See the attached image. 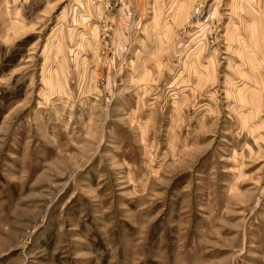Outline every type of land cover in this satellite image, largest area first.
<instances>
[{"label": "rangeland", "instance_id": "374dc122", "mask_svg": "<svg viewBox=\"0 0 264 264\" xmlns=\"http://www.w3.org/2000/svg\"><path fill=\"white\" fill-rule=\"evenodd\" d=\"M0 264H264V0H0Z\"/></svg>", "mask_w": 264, "mask_h": 264}, {"label": "built area", "instance_id": "2783aa9c", "mask_svg": "<svg viewBox=\"0 0 264 264\" xmlns=\"http://www.w3.org/2000/svg\"><path fill=\"white\" fill-rule=\"evenodd\" d=\"M201 13H202L201 8H197V9L194 11V16L196 17L195 19H197V20L200 19Z\"/></svg>", "mask_w": 264, "mask_h": 264}, {"label": "crops", "instance_id": "0c3cea01", "mask_svg": "<svg viewBox=\"0 0 264 264\" xmlns=\"http://www.w3.org/2000/svg\"><path fill=\"white\" fill-rule=\"evenodd\" d=\"M132 0H129V2H131Z\"/></svg>", "mask_w": 264, "mask_h": 264}]
</instances>
